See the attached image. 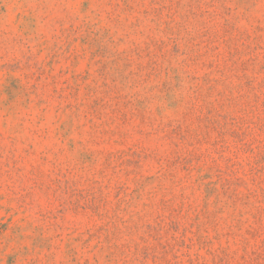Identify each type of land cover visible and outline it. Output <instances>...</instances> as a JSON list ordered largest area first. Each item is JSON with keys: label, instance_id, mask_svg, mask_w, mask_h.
<instances>
[{"label": "rangeland", "instance_id": "374dc122", "mask_svg": "<svg viewBox=\"0 0 264 264\" xmlns=\"http://www.w3.org/2000/svg\"><path fill=\"white\" fill-rule=\"evenodd\" d=\"M0 264H264V0H0Z\"/></svg>", "mask_w": 264, "mask_h": 264}]
</instances>
